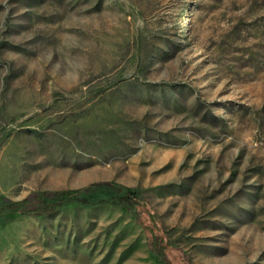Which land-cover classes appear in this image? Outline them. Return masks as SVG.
Here are the masks:
<instances>
[{
    "label": "rangeland",
    "instance_id": "374dc122",
    "mask_svg": "<svg viewBox=\"0 0 264 264\" xmlns=\"http://www.w3.org/2000/svg\"><path fill=\"white\" fill-rule=\"evenodd\" d=\"M94 183L0 264H264V0H0V200Z\"/></svg>",
    "mask_w": 264,
    "mask_h": 264
},
{
    "label": "trees",
    "instance_id": "16d2710c",
    "mask_svg": "<svg viewBox=\"0 0 264 264\" xmlns=\"http://www.w3.org/2000/svg\"><path fill=\"white\" fill-rule=\"evenodd\" d=\"M103 185H109L114 187L119 192H125L129 198H131L130 208L133 212V216L136 220H140L142 216V211L145 209V202L139 200L130 190L118 183L102 184L94 183L86 188L75 191L59 192L52 190H40L31 192L28 196L21 200H11L2 199L0 200V215H7L9 217L18 216H50L59 211L62 207L77 202L80 204V199L76 195H81L87 193L91 188L99 187ZM141 208V209H140ZM154 217V214H152ZM156 253H158L161 258L162 264H170L168 262L165 246L157 244Z\"/></svg>",
    "mask_w": 264,
    "mask_h": 264
}]
</instances>
